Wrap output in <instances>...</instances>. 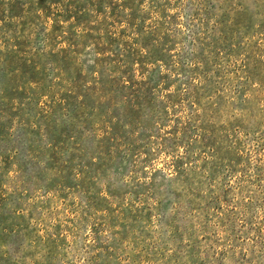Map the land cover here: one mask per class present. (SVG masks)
<instances>
[{"label":"rangeland","instance_id":"rangeland-1","mask_svg":"<svg viewBox=\"0 0 264 264\" xmlns=\"http://www.w3.org/2000/svg\"><path fill=\"white\" fill-rule=\"evenodd\" d=\"M0 264H264V0H0Z\"/></svg>","mask_w":264,"mask_h":264},{"label":"trees","instance_id":"trees-1","mask_svg":"<svg viewBox=\"0 0 264 264\" xmlns=\"http://www.w3.org/2000/svg\"><path fill=\"white\" fill-rule=\"evenodd\" d=\"M106 83H107V80H106ZM133 87H135V86H140L139 85V83L138 82H135L134 81V83H133V85H132ZM100 87L102 88H104V86L103 85H101L100 84ZM109 127V131H108V133L110 134H114V136H112V139H114V137H116L117 136V134H116V132L114 131V127L112 126V124H111V126H108Z\"/></svg>","mask_w":264,"mask_h":264}]
</instances>
